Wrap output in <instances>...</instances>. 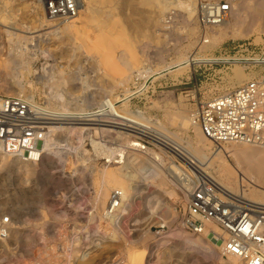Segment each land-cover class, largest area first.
<instances>
[{
	"label": "rangeland",
	"instance_id": "rangeland-1",
	"mask_svg": "<svg viewBox=\"0 0 264 264\" xmlns=\"http://www.w3.org/2000/svg\"><path fill=\"white\" fill-rule=\"evenodd\" d=\"M193 1L195 6L197 0ZM215 1L228 5L230 3L229 0ZM230 1L232 5L237 6L243 0ZM26 2L37 4L36 0ZM118 2L119 0H114L110 6L96 4L98 16L102 18L106 13L104 19L111 15L113 19L115 17L122 19V16L129 15L130 12L127 10L117 9L120 8L116 5ZM24 9L19 7V10L1 12L0 29L13 34L20 33L17 35L28 38L38 35L39 40L24 39L22 42L12 37L13 43L9 48L12 52L14 50L12 53L8 51L7 42L0 35V62L9 52L17 55L21 48L28 46L27 53L24 52L20 61L26 62L29 70L20 72L16 78H6L11 84L15 81L20 82L22 93L19 91V95H15L17 94L15 91V94L13 92L0 94V98L11 96L26 98L27 95H32L33 102L43 105L48 110L60 109L59 102L50 103L48 100V97L50 98L48 88L51 84H47V79L50 80V77L54 79L55 84L58 82L61 84L53 87L59 88L61 90L58 89L59 93L69 102L67 105L69 112H77L81 102L82 109H86L85 112L95 111L100 109L98 105L109 98H123L124 90L129 91L133 75L143 68L148 71L146 67H149L153 73L169 66L181 55L189 60L190 57L194 60L209 59L220 52L230 51L237 44L248 43L257 50L264 44V32L260 35L262 41L259 42L255 40V34L244 37L238 35L237 31L233 38H227L212 48H202L203 39L205 41L209 39L208 36L203 37L201 34L196 19L184 25L179 8L171 3L164 4L160 6L159 27L143 29L139 33V38V34L134 33L136 37L132 30L124 28L126 32L129 31L127 34L130 39L134 40L131 44L134 45L132 50L138 64L129 71L128 74L132 76L130 80L125 84H119L118 79L126 73L121 64L123 47L122 49L121 46L118 47L120 49L116 47L110 51L109 57L114 64L113 68L116 66L118 70L111 68L108 63H103L101 56L103 50L93 51V42L96 39L95 35L98 36V30L96 31L95 23L85 20L90 13H87L84 22L76 23L79 32L73 38L58 31L50 33L61 27V21H54L46 30L38 28L41 31L36 32L38 29H34V25L31 24L29 26V22L24 18L31 10ZM101 12L104 14L101 15ZM42 15L46 17L43 9ZM93 24L96 27H93ZM191 27L195 28L196 34L187 38L186 30ZM29 31L35 33L30 34ZM39 46L41 49L47 48L48 51L43 53ZM77 46H80L79 49H76ZM87 48H92V51ZM253 74L257 76L258 72L249 73L242 67H232L230 71L223 72L215 67L209 69L208 65L203 63H194L184 70L171 71L166 75L151 78L147 84L148 91L144 89L137 98L127 101V109L131 113L142 114L154 126H165L170 133L178 134L180 142L184 143L188 137L193 138L194 135L189 127L185 130L181 128L179 118H191L198 102L238 87L249 81L246 77ZM234 75L240 76L244 81L237 85ZM170 117L174 119L171 120ZM110 118L107 115L101 119L109 122ZM75 126L82 129L80 141L74 142L75 151H70L72 154L66 156L63 168L51 170L54 180L46 175L40 176L39 173L25 174L12 162L14 156H6L4 160H0V264H77V258L83 253L90 252V249H94L93 247L100 241L109 239L113 241L114 246L98 252L94 264H195L194 258H190L195 254L191 253L194 248L191 251L190 247L196 240L209 254L218 253L216 260L212 261L210 256V259L200 264L228 262V257L222 256L218 250L221 246V236L214 224L206 223L204 230L199 234H192L183 229L181 216L186 207L187 194L176 183V172L171 170L173 166L171 160L175 157L173 153L150 140L137 138L119 128ZM130 141L143 145L145 149H140L141 152L131 149V146L128 147ZM228 145L221 147L225 150ZM216 151L218 147L207 142L206 156ZM215 165L227 168L231 175L225 176L223 170L214 169ZM215 165L207 170L213 179L221 182L234 194L244 191L248 198L256 200L260 198L259 200L264 202V197L255 194V191L264 192V183L243 175L241 163L235 154L223 151ZM153 168L161 172L162 179L151 174ZM101 171L117 176L121 181L122 187L113 185L107 189L104 205L108 210L110 201L121 202L112 212L114 215L117 214L114 222L101 216L100 205L95 201ZM122 188L123 196L119 190ZM130 254L134 257L133 262L128 259Z\"/></svg>",
	"mask_w": 264,
	"mask_h": 264
},
{
	"label": "bare ground",
	"instance_id": "bare-ground-1",
	"mask_svg": "<svg viewBox=\"0 0 264 264\" xmlns=\"http://www.w3.org/2000/svg\"><path fill=\"white\" fill-rule=\"evenodd\" d=\"M36 1H37V4H36V2L35 3L34 2L27 3L26 0H21V1H18V0H14V1H12V0H10V1L0 0V13L3 11H6V10H10V11L15 10V9L19 10V7L23 8V9L26 8L28 10H31L29 14L27 13V15L24 12V14H25L24 18L27 19V21L29 22V26L31 24L32 26L34 25V27H33L34 29L35 28L36 29L42 28L41 30H46L49 28L50 24L53 23L54 21H52V20H50L47 17H44L42 15V9H43L42 7L43 6L41 5L40 0H36ZM113 1L114 0H78V14L76 15V17L73 19H70V20L61 21V27L50 31V33L54 34V32L56 33V31H58V32L64 34V36L66 35V36H70V37L72 36L73 37L75 35H78V32H79V30H78L79 27H78V25L76 26V23L84 22L85 20H90L92 23H95L97 28H98V29L96 28V31L98 30L99 34L97 33L98 36L95 35L96 39H94V42H93L94 43L93 51H95V50L98 51V49H99L101 52L103 50L101 56L103 57L102 60H103L104 64L108 63L109 66L111 68H113L114 64H113L112 60H110L111 57H109L111 54L110 51H113L116 47H117V49H120V48L122 49V47H123L124 55L121 56V59H122L121 64H122L123 69H125V72L127 74L124 73V71L122 69L124 76L122 78L119 77L120 79H118V81L116 78V81L119 84H122V83L125 84L132 77L131 74L130 75L128 74L129 71L133 70L134 67H136V65L138 64V60H137V58L134 55L133 50H132L133 49L132 47L134 45L132 46L131 42H133L134 40L132 41V39H130L127 32L132 30L133 31L132 34L137 33V35H138L140 32L143 31V29H149V28L154 29V27H157L158 25L160 26V21H159L160 20V6L164 5V4H170V3L173 4L174 6H176L177 8H179V10L181 12L182 22H184V25H186V23L191 22L195 18L194 15H195V10H196V3L194 6L193 0H156V1H154V0H119L118 4H116V5L120 8H117V9H123L125 11L127 10V12H130L129 15L126 14L125 16H122V19H120L121 17L118 19L115 16H114L115 19H113L112 15L110 17L108 16L107 18L105 17V19H104L103 17L106 15V13L104 14L103 12H101V15L103 13L104 16L102 17L103 19L100 18L101 16L100 17L98 16V14H99L98 9H97L98 6H96V4H99V5L106 4L107 6L108 5L110 6L113 4ZM229 2H230L229 3L230 11H229L228 17L226 18V20L222 24L211 28L210 30H208L205 33V35L208 36L207 38L209 40L203 41L202 48H208V47L212 48V46H214L215 44H217V43H219V42H221L227 38H230V37L233 38V36L237 35V34L235 35V33H238V32H239L238 35H241L244 37H248V36H251L252 34H255L256 35L255 40L259 41V42L262 41L260 35L264 32V0H243L242 2H240V4H237V6L232 5L230 0H229ZM135 7H137V8H135ZM112 11H115V10H112ZM87 13H90V15L88 16ZM110 13L111 12H109V14ZM86 15L88 17H86V19H85ZM119 15H121V14H119ZM0 17H2V16H0ZM133 17H136V18H133ZM96 26L94 25L93 27H96ZM125 27L128 28V30L129 29L130 30L126 32L124 29ZM22 28L23 27H21V29ZM24 28L26 29V27H24ZM185 29H186V27H185ZM41 30L38 29L36 32L41 31ZM30 31L28 33H30V34L35 33V32H30ZM148 32H149V30H148ZM17 34H20V33H17ZM17 34L16 33L13 34V32L10 33L8 30L0 29V35H1L2 39H5V41L7 42L8 49L11 47V44L13 43L12 37H14V39H18V40L20 39V41H22L24 39L25 40L29 39V40H33V41H36L37 39L39 40L38 35L28 38V37H24L22 35H17ZM53 34H52V36H53ZM194 34H196L194 27L188 28L186 30V37L187 38H191L192 36H195ZM143 35H145V34H143ZM143 35H141V36H143ZM134 36H136V35L134 34ZM139 37H140V34H139L138 38ZM148 37L150 38V36H148ZM154 37L156 39V36H154ZM150 40H152V39H150ZM0 44H1V42H0ZM145 44H146V42H145ZM7 47H6V49H7ZM59 47H61V46H59ZM79 47L80 46H77L76 49H79ZM118 47H120V48H118ZM27 48H28V46H24L23 48H21L17 55H12L11 54L12 50L7 49L8 51H11V52H9L8 55L6 56V58H4V60L0 62V94H10L12 92L15 94V91H16L17 94H15V95H19L18 94L19 91L22 90V86L20 85V82H18V81L13 82L14 81V79H13V81H12L13 84H11L8 82V80L6 78L7 77L16 78L17 77L16 75H19L20 72L29 71L28 66L25 65L26 62L24 63V62L20 61L22 56L24 55V52L26 51V53H27ZM29 48H31V47H29ZM38 48H40V46ZM38 48H35V49H37L36 51H39ZM46 49L40 48V50L43 53L48 51ZM87 49H90L89 51H92V48H87ZM13 52H14V50H13ZM26 53H25V55H27ZM121 53H122V51H121ZM178 57L179 58H177L176 61L170 63L169 66H167V67H163L161 70H157V71H154L152 73L151 69H149V67H146L148 69V71L143 68L139 72L144 73L145 76L148 78L154 79V78H156L154 76H162V75H166L167 73H169L171 71L184 70V69L188 68V66H191L194 63H207L211 60V58H209V59L208 58L207 59L202 58V59H197V60H194V59L191 60V57L189 60L187 57H184L182 55L178 56ZM2 59H3V57H2ZM17 59H19V60H17ZM26 61H27V59H26ZM115 68H116V66H115ZM115 68H113V69H115ZM116 70H118V67L116 68ZM119 70H120L119 72L121 74L122 73L121 67L119 68ZM115 72H117V71H115ZM122 75L123 74H121V76ZM255 76L256 75L253 74L250 77H246V79L251 80ZM234 77H235V79H234L235 83L237 85L241 84L244 81V79L241 78L240 76L234 75ZM48 83H49V85L51 84V87L48 88L49 93H50L49 94L50 98L48 97L49 102L52 103L53 101H57L60 103V109L59 110L49 108L50 109L49 111L55 115L63 117L62 122H59L56 125H53V126L48 128L46 136L44 137V140H43L40 148L38 149V151L40 150L39 154L35 153L34 155H31V158H25L24 156H20V155L14 156V157H12V162L16 166L20 167V169H22L25 174L39 173L40 176L46 175L49 177V179L54 180L53 174L50 173L51 170L62 169L66 163V156L72 154V152L70 153V151H75V147H74L75 143L74 142L80 141L82 129L76 128L75 125H90V124L83 123V122L82 123L74 122V121H76L77 116H79L81 114L83 115L85 113L86 109H82V102L80 103V105H79L80 107H79L77 112H69V109L67 108V105L69 104V102L65 101L62 94L59 93V90H60L59 88H58L59 90L54 88L55 87L54 85H57L59 82L57 84H55L54 79L52 77H50V80L47 79V84ZM62 83H64V81H62ZM115 84H116V82H115ZM21 93H22V91H21ZM128 94L129 93H128L127 89H125L124 94H123V98H119V97H116L115 99L109 98L105 102L103 101V103L100 106L98 105V107H100V109L98 108L99 113L95 114V115H89V116H91V117L92 116H98V115L101 116L100 118H96V120H95V121L98 120V122L99 121L101 122V123L97 124L98 126H105V127H109L112 129H117V128L122 129L124 131H127V133H130V134L137 136L138 138L140 137V138H145V139H149V140L153 141L158 146H161L164 149L170 151L171 153H173V155H175L177 157L182 156L184 158L190 159L198 167V170L203 171L206 174H208L207 170L210 167H212V165L214 167V165L217 164V161L220 160L223 151L233 153L236 155V157H238V160L241 163L243 175L250 177L251 180L255 181V179L256 180L258 179L259 181L261 180L264 183V148H260V147H256V146H252V145H247V144L232 143V144H229L228 147L225 148V150L221 146H217L218 151H216V153H213L209 156H206V153H205L206 144H207V142H210V141H208L202 135L199 128L193 124L192 118H188V119H186L185 117L179 118L180 123H181V128L183 127V129L185 130L189 127L191 129V131L193 132V135H194L193 138L188 137V140L186 142L181 143L180 139L178 138V134H175L172 132L170 133L166 129L165 126H163V125L154 126L142 114H139L137 112L136 113L129 112L127 109V101L129 102V98H128L129 95ZM26 99L30 102L33 101L32 95H27ZM72 100H74V99H72ZM50 103H48V104L50 105ZM82 111H84V112H82ZM107 115L109 117H111L109 119L110 121L109 122L102 121L101 118H103V116H107ZM170 119L173 120L174 118L170 117ZM175 119H176V117H175ZM105 123H107V124L105 125ZM118 135H120V134H118ZM128 136H129V134H128ZM60 143H64V145H61ZM236 144H238V145H236ZM128 147H130L131 149L133 148L134 150H136L138 152H141L140 149H145V148H142L140 145H138L136 142H131V144ZM146 152L147 151H145V153ZM133 153H137V152H133ZM76 154H74V155H76ZM134 155H136V154H134ZM6 156H9V155H5L4 153H2L0 151V160H4L6 158ZM108 157H110V156H108ZM156 166H158V165H156ZM215 168L219 171L223 170L225 173V176L231 175V172L227 168L219 167L218 165L217 166L215 165L214 169ZM171 170L176 171V168L171 166ZM151 174L153 176H158V177L162 176L161 172L157 168L151 169ZM208 175H210V174H208ZM99 176H101V178H100L101 181H100V183L98 185V189L95 193V201L100 205L99 207H100L101 212H102L101 216H103V218L105 220L114 222L117 214L114 215V214H112V212H113V210L115 211L114 208L116 206L118 208V204L121 202L116 203L114 201H110V203H108L109 207L107 206L108 210H106V208H104V205L106 204L107 189L113 185H120L121 181L119 180V178H117V176L108 175L102 171H101V175H99ZM106 177L108 178L107 180L105 179ZM211 177H213V176H211ZM161 179H162V177H161ZM214 180H215V178H214ZM215 181L222 188L227 190L228 192H230V193L233 192V191H230V189L228 190L227 187L224 186L218 180H215ZM160 186H162V185H160ZM120 187H122V186L120 185ZM185 189L189 190V187L186 186ZM119 190L122 191V192L121 191L120 192H121V196H123V188L119 189ZM124 192H126V191H124ZM240 192L241 193H235V194L242 195V197L244 199H246L250 202L256 203V201H257L256 204L264 205V202L259 200L260 198L258 200L251 199V198L247 197V195L245 194L244 191H240ZM232 194H234V193H232ZM255 194H259L262 197H264V192L255 191ZM124 196H126V195H124ZM258 202H260V203H258ZM117 208H116V210H117ZM120 209H122V208H120ZM208 224H210V223H208ZM208 227H210V226H208ZM220 236H221V240H222L224 237H223V235H221V233H220ZM95 245H96V243H95ZM113 246H114V243L111 239H109L107 241L105 240L103 242L100 241L95 247H93L94 249H92V250L90 249V252L89 251L87 253L85 252L80 257L77 256L78 258H77L76 263L77 264H94L96 262V258H97L96 256H97L98 252H101V251L106 250V249L113 247ZM190 249H191V251H192V249L194 250L191 253H195V254H193L192 257H190V258H194L193 263H195V264H200L201 262L205 261L206 259H210L209 258L210 256L212 257V259H211L212 261L216 260V255L218 254V253L214 254L211 252H210L211 254H209V252L206 249H204V247L200 243H198V240L193 242V245L190 247ZM218 250L221 252V246L219 247ZM21 253H22V251H21ZM19 257H21V256H19ZM128 259L132 262L134 261V257L131 254H130ZM224 264H241V262L234 257H228V262H226Z\"/></svg>",
	"mask_w": 264,
	"mask_h": 264
},
{
	"label": "built area",
	"instance_id": "built-area-1",
	"mask_svg": "<svg viewBox=\"0 0 264 264\" xmlns=\"http://www.w3.org/2000/svg\"><path fill=\"white\" fill-rule=\"evenodd\" d=\"M40 2L45 16L52 21L70 20L78 14V0ZM229 11L230 6L225 2L198 0L195 19L203 37L208 30L222 24ZM203 64L223 72L242 67L258 74L234 89L198 102L191 116L193 124L215 146L239 143L264 148V44L258 50L248 43L237 44ZM150 79L142 72L134 74L129 100L137 98L144 89L147 92ZM98 113V110L87 111L74 122L98 126L101 122L95 120L101 116H89ZM62 119L22 96L0 98V151L25 158L39 154L48 128ZM171 161L176 168V183L187 194L181 216L183 229L199 234L205 223H212L224 237L222 256L234 257L241 264H264V205L228 192L210 175L198 170L190 159L175 156Z\"/></svg>",
	"mask_w": 264,
	"mask_h": 264
}]
</instances>
